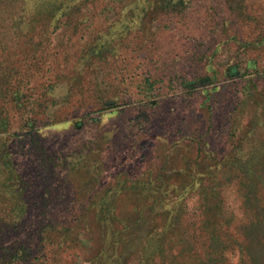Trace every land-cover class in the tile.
<instances>
[{
    "label": "rangeland",
    "instance_id": "rangeland-1",
    "mask_svg": "<svg viewBox=\"0 0 264 264\" xmlns=\"http://www.w3.org/2000/svg\"><path fill=\"white\" fill-rule=\"evenodd\" d=\"M0 264H264V0H0Z\"/></svg>",
    "mask_w": 264,
    "mask_h": 264
}]
</instances>
